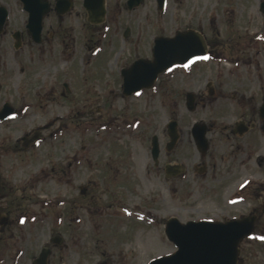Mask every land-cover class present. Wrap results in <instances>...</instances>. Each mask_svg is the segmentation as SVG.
<instances>
[{"label": "rangeland", "instance_id": "1", "mask_svg": "<svg viewBox=\"0 0 264 264\" xmlns=\"http://www.w3.org/2000/svg\"><path fill=\"white\" fill-rule=\"evenodd\" d=\"M82 1L74 0L72 10L67 13L62 22L54 14H47L43 21V40L41 43H35L27 34L25 25L28 14L22 8L21 2L19 0H0V4L5 5L9 10L5 34L1 37V43L8 49L4 52L5 56L0 64V72H2L0 82L3 83L0 99L2 97L11 99L19 92L32 95L35 109L32 110L33 115L28 124L29 127L45 122L49 117L45 111L50 107L56 108L57 113L65 115L64 119L67 120L68 117L70 161L73 160V152H79L80 142H84L87 149H91L90 146L94 147L95 142L98 141L92 130L86 132V137L82 136L81 127H86L87 121L93 119V113L95 111L98 113L97 108L101 109V105H105L104 101L101 102L99 98L95 99L92 94L83 92L84 85L88 84V81L83 78L93 77L94 73L100 72L104 78L103 81H105L115 75L114 71L117 75V70L125 64L127 58L130 61L138 57H148L151 53L152 34L147 37L145 45L135 46L124 42L120 36L116 37L110 31L106 32L113 27L127 25L132 28L156 27L164 28L165 31L181 26L196 27L209 40L216 38L222 40V48L226 54L230 55V58L209 65L207 57L186 65L185 70L196 72L193 79L196 83L195 87L203 88L207 79H212V76L218 75L222 70L225 80L228 78L236 91L246 95L251 91L257 92V94L264 92V15L259 10L260 3L264 0H184L187 11L193 10L191 16L188 12L185 13L182 8L179 9V0H167L162 11L157 10L155 0H145L138 9L133 11L123 9L120 14L114 16L115 21L112 16L108 15V21L103 25L99 24L98 27L88 22ZM108 1L109 9L115 8L117 3L122 6L124 2V0ZM214 1L226 2L222 6L226 10L224 23L235 24L239 28H248L252 36H242L241 42V36H234L235 40L232 36H212L208 24V9L211 8V2ZM179 16L180 19H178ZM213 17L217 19L221 17L220 21H222L223 14L214 12ZM221 27L225 28L226 26L224 24ZM52 28L67 29L66 43L62 47L61 53L56 51V59H52L51 52L48 51L50 44H56L50 41L46 35L47 31ZM97 29H101L102 34H97ZM15 30L21 31L25 40L24 47L17 51L11 46L13 44L11 33ZM254 37L256 41L253 39ZM89 39L91 41L88 42V46L92 47H95L98 41L102 42L100 59L99 56H93L88 50L85 43ZM243 43L253 44L250 52L256 57L250 58ZM17 54L19 55L17 56ZM238 55H240V62H233L237 61ZM89 58L92 61L90 66L86 61ZM251 59L252 62L248 64L247 62ZM100 62H104L102 66H99ZM73 76L77 81L76 84L72 79ZM240 79L248 83L245 90H242L237 83ZM53 80L58 82V87L54 91L50 87ZM64 80L71 81L76 89L70 97L62 98L56 91L60 90V84ZM185 81L187 80L181 78L179 74L178 84ZM95 87L90 85V91L104 96L101 90ZM219 102L215 100L204 108L199 106L198 116L203 117L206 110H209L214 113L213 116H209L213 122H229L231 118L228 116L226 119L221 118L219 113L232 101L229 98L223 101L219 100ZM126 103L131 104V108L126 110L131 125L128 128L123 126L121 122L127 117L119 115V120L116 123L118 127H113V132L108 134V143L110 142L109 144L112 145L113 151L115 148L118 151L119 156L117 157L121 155L132 157L134 168L132 178L129 176V181L114 177L102 178L98 171L95 172L94 177L89 170L85 173L84 179L80 175L75 177L74 171H71L68 184L59 185L54 177L40 179L35 194L36 226L30 228L32 231L31 240L36 243L34 245L37 247L49 243V238L55 234L61 235L68 242L69 233L75 232L77 242H79V237L83 236L81 247L82 252L86 255V261L82 260V262L85 264L111 261L113 264H146L152 257L171 254L176 250L174 244L167 240L164 232L165 220L168 217L176 216L182 221L223 217L227 211L229 194L235 191L238 185L232 190L229 189L245 174H250L251 181L253 180L254 173L248 170L249 167L244 166L238 171L240 175L231 182L229 189L227 181L230 175H225L223 178L213 180L215 186L224 183L225 186L222 189L213 194L208 193L201 197L202 199H196V196L192 195L190 187L191 176L182 179L188 184L185 187L173 177L167 179L163 171L152 166L149 141L153 133L157 134L161 141V165L166 159L180 160L178 153H166L163 148V142L166 140L163 135L164 125L172 118L170 113L175 108V101L166 99L161 105L158 99L151 98L146 93H138L129 98L116 96L112 110L116 114L120 113L122 109H126L124 107ZM101 110L102 113L99 115L101 118L93 120V123L100 120L103 123L108 120L106 112L103 111V108ZM85 111L86 114H83ZM87 112L91 114L88 115ZM178 112L179 114L174 118L178 119L180 125L192 123L193 114L186 109L183 100ZM19 129L15 122H8L0 127V133L2 132V135L14 140L20 134L16 132ZM254 134L258 138L264 155V131L256 129ZM186 138L187 135L184 132V139ZM238 141L242 148L251 144L248 139L244 138H239ZM182 144L187 145L186 142H182ZM225 144L229 146L230 141ZM44 154L43 148L40 155ZM105 155L106 151L103 149V156ZM89 156L93 161L100 159L96 150L93 149ZM36 160L31 162L30 167L20 169L17 175L9 174L6 169H2L0 173L8 176L5 179H10L11 182L14 177L29 178L33 171L37 172L40 166H45V159L43 161ZM75 163L77 166L79 165L78 162ZM231 163L232 160L227 161L223 169L220 164H217L213 171L228 170L227 166ZM253 163L254 159L249 163L252 168H254ZM258 176L264 180V173H258ZM260 178L257 177L256 180H260ZM83 180L85 183H90L91 189L89 195L84 199L79 194V185ZM121 182H126L130 186V191L126 192V183L123 186L120 184ZM246 183L241 185V189ZM105 187L110 191L112 189L116 191L118 200L123 197L122 205L109 207L110 203L113 204L115 201L109 196L110 191L107 192ZM253 187L254 185L247 186L245 190H241V194L248 192L249 188ZM100 193L101 196H99ZM252 201L255 202L254 195ZM83 204L86 205V208L82 207ZM230 210L231 213L235 211L232 208ZM235 212L239 213V211ZM152 243L157 247H151ZM56 248L58 254L63 253L61 245H57ZM243 249L245 258L241 260L240 264H264V242L262 240L253 237L243 244ZM6 254L11 257L13 264H31L28 256L25 257L24 253L17 259L14 247L7 246ZM71 260H77L76 253L72 254ZM56 264H60L58 257H56Z\"/></svg>", "mask_w": 264, "mask_h": 264}, {"label": "flooded vegetation", "instance_id": "2", "mask_svg": "<svg viewBox=\"0 0 264 264\" xmlns=\"http://www.w3.org/2000/svg\"><path fill=\"white\" fill-rule=\"evenodd\" d=\"M48 1L51 6L49 14H54L62 22L69 12H57L55 10V4L57 0ZM72 1L74 5V0ZM128 1L129 0H124L122 6L117 3L115 8L113 7L109 9V1L105 0L106 17L105 21L100 24L103 25L108 21V15L112 16L115 21L114 16L120 14L123 9L125 11H133L134 9H138L139 6L145 2V0H143V2L138 7L130 8L131 6ZM155 1L157 10L162 11L158 7L159 5L157 4V0ZM211 3V8L208 9V24L209 28L211 29L210 34L212 36H232L233 40H235L234 36H241L240 42L242 41V36H252L249 33L248 28H239L235 24H227L223 22L226 15V10L222 6L226 4L225 1H222L221 3L214 1ZM181 8L185 13L188 12L189 16H191L193 13V10L187 11V6L185 5L184 0H179V9ZM259 10L264 15L262 2L260 3ZM214 12L216 14H223L222 21H220L221 17L218 19L213 17ZM178 19H180V16ZM224 24L226 27H221ZM91 25L98 27L99 24ZM193 29L198 30L196 27L181 26L165 31L164 28H132L127 25L125 27H113L106 32L110 31L116 37L120 36L124 42L135 46L145 45V42L148 40L147 37L152 34L153 37L151 40L153 46L155 39L159 36H174L179 32H185ZM96 31L97 34H102L101 29H97ZM15 32L16 30L11 33V38L13 40V44L11 46L15 49V51H17L24 47L25 40L22 37L21 31H19L18 36H15ZM4 34L5 28L0 30V64L2 63V60L5 56L4 52L8 49V47H5L4 44L1 43V37ZM27 34L33 42L41 43L43 40V27L41 29L39 41H35L28 31ZM103 34L105 35L107 33ZM46 35L50 41L56 43L50 44L48 49V51L51 52V56L53 57L52 59H56V51L58 50L59 53H61L62 47L66 43L65 37L67 35V29L52 28L47 31ZM253 39L256 41L255 37ZM206 40L208 42L207 63L209 65L214 62H222L225 58H230V55L226 54L225 50L222 48V40L217 38L209 40L207 36ZM90 41L91 39L85 43L88 50L91 51L93 56H99L100 59V56L102 55H99V53L101 51L100 45L102 42L98 41L97 45L92 47L88 46V42ZM243 46L247 49L246 52L250 58L256 57L255 54L250 52V48H252L253 44L243 43ZM18 55L19 54H17V56ZM148 57H151V53ZM236 58L237 61L233 62L239 63L240 55H238ZM86 61L90 66L92 63L91 59L89 58ZM132 61L133 59L128 61L127 58L125 64L117 70V75L116 71H114L115 75L109 79H105V81H103L104 78L100 72L94 73L93 77L89 78L86 76L83 78V80L88 81V84L84 85L83 92L85 94H92L94 96L93 98H99L101 102L104 101L105 105L102 104L101 109L103 108V111L106 112V117L108 120L104 121L103 123L102 120L97 123H93V120H98V118H101L99 115H101L102 110L97 108L98 113L96 111L93 113V119L87 121L85 124L86 127H81V132L82 136L86 137V132L92 130L94 135L97 136L98 141L95 142L94 147L90 146L91 149H87L85 143L80 142L81 146L79 152H73L74 157L72 161H70L71 150L69 149L70 132L68 117L67 120L64 119V117H66L65 115L57 113L56 108L50 107L45 111V113L49 116L45 122L38 126L29 127L28 124L30 123L31 116L33 115L32 110L35 109L34 97L32 95L19 92L11 99H6V97H2L0 99V111H3L5 108H7L5 111L8 113L6 118L0 120V127L8 122H15L20 128L16 131L20 134H18L14 140L6 137V135H2V132L0 133V171L2 169H6L9 174L17 175L20 169L30 167V164L33 160H46L45 166H40L37 169V172L33 171L30 177L26 179L14 177L13 181L11 182L10 179H5L8 176H4L3 173H0V264H11V262L13 264L11 257L6 254L7 246L14 247V250H16L17 259H19L24 253L25 257L28 256V260L31 262V264H56V257H58L60 260V264H85V262H82V260L86 261V255L82 252L81 247V240L83 236H80L78 239L79 242H77L75 232L69 233L70 239L68 242L65 241L61 235L55 234V236L49 238V243L42 244L40 247L34 245L36 243L31 240L32 231L30 228L36 226L35 218L37 214L34 211V207L36 205V186L40 179L46 177H54L57 184L59 185L63 183L68 184L70 182L71 171H74L73 175L75 177L80 175L83 179L85 173L89 170L90 174L94 177L95 172L98 171L100 172L99 176H102V178L114 177L126 181H129V176L132 178V172L134 169L132 157L125 155L117 157L119 156L117 154L118 151H116V148L113 151L112 145L109 144L110 142L108 143V134L113 132V127H118L116 125L117 121L119 120L118 116L123 115L124 117V115H126L127 117L128 112L126 110L131 108V104L126 103L124 106L126 109H122L120 113L116 114L112 110L114 106V97H131V95L125 96L123 94L122 71ZM251 62L252 59L247 63L250 64ZM103 63L104 62H100L99 66H102ZM185 67L186 66H176L170 70L164 71L163 73L159 74L151 88L143 89L137 92L140 94L146 93L151 98L158 99L161 105H163V101L166 99L175 101V108L170 113L172 116L170 120L177 121V141L172 146L170 145L172 142V136L170 129L166 124L164 125L163 129V135L166 139L163 142V148L166 153H178L180 155V160L175 161V159H166L161 165L160 147L159 159L157 162L152 159V166L163 171V174L167 179L173 177L179 180V183L183 184L185 187L188 186V184L185 181H182V179H184L186 176H191L190 187L192 189V195H195L196 199H200L208 193L213 194L222 189L225 184L223 183L215 186L213 180L216 178H223L225 175H230L227 181V187L229 189L231 182L239 177L240 174L238 171L241 169V167H249L248 170H251L250 172L254 173L253 180L251 181L252 176L250 174H245L244 177L237 181L232 186V188L229 189L232 190L238 185L237 189L229 194L228 204L226 205V214L220 218H210V220L213 221L223 222L230 219H242L247 216L256 218L255 228L252 236L245 238L242 241L240 259L242 260L245 258L243 249V244L245 242L249 241L253 237H257L264 242V180L258 176V173H264V168H261V166H264V155L262 154V148L259 144L258 138L254 134L256 129L261 132L264 131V110L262 111V107L264 106V92L262 91L261 94H257V92L251 91V93L246 95L245 93L236 91V89L232 87L230 80L228 78L225 80V75H222V70L219 71L218 75L212 76V79H207L203 88H201V86L195 87L196 83H194L193 79L196 75V72L193 70H185ZM1 74L2 72H0V76ZM179 74L181 75V78H184L187 81L178 84ZM72 79L74 84H76L77 81L74 76ZM237 83H239V86L242 88V90H245L246 86L248 85V83L243 79H240ZM2 84L3 83L0 82V90L2 89ZM90 85L99 88L104 96L92 93L89 89ZM239 86L238 88H240ZM50 87L54 91V89L58 87V82L53 80ZM75 89L76 86L73 85L71 81L69 82L64 80L60 84V90H57L56 93L62 98L65 96L70 97ZM137 93L133 94L132 96L136 95ZM229 98L232 103L227 105L219 113V117L221 118H231L229 119V122H213L209 116H213L214 113L212 111L209 112V110H206V113L203 115V117L198 116L199 106L204 108L215 100L220 103L219 100L223 101ZM188 99H192L193 110L187 109ZM182 100L184 101L186 109L193 114L192 123L189 125H180L178 119L174 118L179 114L178 110ZM87 113L88 115L91 114L89 112ZM83 114H86V111ZM34 115L36 114L34 113ZM201 121L206 123L205 135L207 137V147L204 149L199 147L196 133L194 132L195 123ZM129 122L130 119L127 117L121 122V124L123 126H127L128 128V126L131 125ZM184 132H186L187 135L186 139H184ZM39 135L41 138L36 140ZM154 135L157 134L153 133L150 136V153L152 148V138ZM239 138L248 139L251 144L242 148L238 141ZM158 141L160 145L161 141L159 136ZM228 141H230L229 146L225 144V142ZM182 142H186L187 145H183ZM43 148L45 154L40 155V152ZM92 149L94 151L96 150L100 156L98 161H93V159L89 156ZM103 149L106 151L105 156H103ZM253 159L254 168L249 166V163H251ZM226 160H232V163L227 166L228 170L213 171L217 164H220L221 168L223 169L227 162ZM75 162H78L79 165L77 166ZM82 168H84V170H82ZM257 177L260 178V180L258 179L259 181L256 180ZM246 181L248 182L246 183ZM125 183L121 182L120 184L124 186ZM243 183H246V185H244L241 189V185ZM251 185H254V187L249 188L248 192L241 194V190H245L247 186ZM105 189L107 192L110 191V189L107 187H105ZM90 191V183H85L83 180L82 184L80 183L79 185V194H81L84 199L89 195ZM128 191H130V186L126 183V192ZM109 193V196L115 201L113 204L110 203L109 207H112L113 205H122L123 197L122 199L118 200L117 193L113 189ZM101 195L102 194L100 193L99 196ZM253 195L255 202L252 201ZM183 200H186V198H183ZM246 201L248 202V205L246 204ZM85 206V204L82 205V207L86 208ZM230 208L235 211H239V213H236L235 211L231 213ZM171 217L176 216L168 217L165 220V224ZM205 219L208 220L209 218ZM57 245L62 246L64 250L62 254H58L56 248ZM43 248L48 249L47 258L46 260L37 263V257ZM73 253L77 254L76 261L71 260ZM98 264H113V262H99Z\"/></svg>", "mask_w": 264, "mask_h": 264}, {"label": "water", "instance_id": "3", "mask_svg": "<svg viewBox=\"0 0 264 264\" xmlns=\"http://www.w3.org/2000/svg\"><path fill=\"white\" fill-rule=\"evenodd\" d=\"M23 8L28 12L26 27L35 41H39L43 17L51 9L47 0H20ZM143 0H129L130 8L140 4ZM165 0H159L160 7ZM133 5V6H132ZM71 0H57L56 10L59 13L70 10ZM84 7L88 12V20L99 23L104 20V0H84ZM8 10L0 6V30L3 29ZM19 31L15 32L18 36ZM18 45V44H16ZM153 58H139L131 66L122 71L124 78L123 91L126 95L137 92L142 88H149L155 82L159 73L175 64H185L195 58L206 56L207 42L205 37L194 30L179 32L174 37H158L152 50ZM191 99L188 100L192 108ZM7 109V108H5ZM4 109V114L6 113ZM264 106L262 107V111ZM3 114L0 113V118ZM173 141L176 122L169 123ZM196 127V128H195ZM194 132L200 148H206V128L203 123H196ZM172 141V142H173ZM153 158L157 161L159 144L157 136L153 138ZM254 229V219L244 218L227 222L190 221L186 224L176 218L167 221L166 234L174 242L177 251L174 254L158 257L148 264H237L240 241L249 236ZM47 250L43 249L37 258L38 262L46 259Z\"/></svg>", "mask_w": 264, "mask_h": 264}, {"label": "bare ground", "instance_id": "4", "mask_svg": "<svg viewBox=\"0 0 264 264\" xmlns=\"http://www.w3.org/2000/svg\"><path fill=\"white\" fill-rule=\"evenodd\" d=\"M151 245H153V246H151V247H157L156 244H154V243H152Z\"/></svg>", "mask_w": 264, "mask_h": 264}]
</instances>
